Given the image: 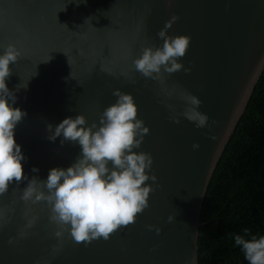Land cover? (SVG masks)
Listing matches in <instances>:
<instances>
[{
    "label": "water",
    "instance_id": "95a60500",
    "mask_svg": "<svg viewBox=\"0 0 264 264\" xmlns=\"http://www.w3.org/2000/svg\"><path fill=\"white\" fill-rule=\"evenodd\" d=\"M172 15L179 19L168 35L191 37L180 59L191 71L165 73L158 82L144 78L133 71L132 61L142 47L162 45L157 33ZM8 44L21 55L9 65L7 86L27 85L16 93L14 106L27 117L14 139L26 157L22 167L29 179L44 180L49 169L67 168L80 154L74 143L47 140L46 124L55 127L78 114L88 124L98 123L119 89L133 96L137 118L149 128L136 151L152 155L150 174L159 186L153 185L149 207L133 224L87 246L65 239L57 254L48 208L23 203L26 183L16 188L13 182L0 196L6 217L0 264H199L208 185L264 71V0H171V5L169 0H0V52ZM185 92L201 100L198 110L209 117V127L197 129L182 117ZM169 215L175 217L171 223ZM33 217L37 223L29 229ZM147 225L159 227L160 234ZM10 238L16 243L8 244Z\"/></svg>",
    "mask_w": 264,
    "mask_h": 264
},
{
    "label": "clouds",
    "instance_id": "9594fccd",
    "mask_svg": "<svg viewBox=\"0 0 264 264\" xmlns=\"http://www.w3.org/2000/svg\"><path fill=\"white\" fill-rule=\"evenodd\" d=\"M80 2L84 0H77V3ZM91 19L85 22H91ZM178 19L177 15H172L157 33L163 41L161 46L142 47L139 56L132 61L133 71L156 82L161 81L165 73L174 74L183 70L187 74L191 71L190 67H184L180 62L191 37L168 35V29ZM20 55L14 44H8L0 52V196L9 192L13 182L16 188L22 182L26 183L20 200L30 205L43 203L48 208L47 221L54 226L53 235L57 240L54 253L62 251L65 239L74 243L84 242L85 246L101 238L107 241L110 234L135 222L137 214L149 207V195L155 191L153 185L159 186L156 175L150 174L152 155L136 151L141 148L149 128L137 118L133 96L119 89L113 90L115 103L103 110L98 123L88 124L86 118L78 114L74 118H64L55 127L46 124L47 140L55 142L61 138V146L74 143L79 146L80 154L67 168L49 169L44 180L38 176L29 179L22 167L26 157L21 145L14 139L15 129L27 117L26 111L14 106L17 103L16 93L21 88L26 89L27 85H18L15 90H10L6 83L11 75L9 65L15 64ZM51 59L50 55L42 63ZM125 77L135 82L127 74ZM182 99L187 105L182 117L197 129L209 127V117L198 110L201 100L188 92L183 94ZM172 121L180 122L179 119ZM198 148V144H192L193 150ZM31 171L38 173L39 169L33 167ZM148 181L152 183H146ZM174 219L173 215L167 218L169 223ZM5 221V214L0 211V229ZM36 223L37 218L33 217L27 227L31 229ZM147 229L154 230L157 235L161 232L155 225H147ZM233 239L234 246L243 253L247 264H264V235H255L244 229ZM15 243L13 238L8 240L10 245ZM186 264H192L191 260Z\"/></svg>",
    "mask_w": 264,
    "mask_h": 264
},
{
    "label": "trees",
    "instance_id": "16d2710c",
    "mask_svg": "<svg viewBox=\"0 0 264 264\" xmlns=\"http://www.w3.org/2000/svg\"><path fill=\"white\" fill-rule=\"evenodd\" d=\"M201 223L199 264H247L233 236L264 235V71L212 175Z\"/></svg>",
    "mask_w": 264,
    "mask_h": 264
}]
</instances>
